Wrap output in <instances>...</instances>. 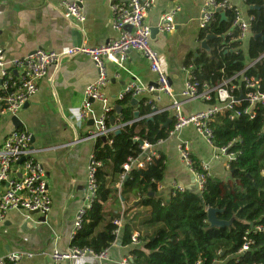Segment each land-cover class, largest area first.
Listing matches in <instances>:
<instances>
[{"label": "crops", "instance_id": "crops-1", "mask_svg": "<svg viewBox=\"0 0 264 264\" xmlns=\"http://www.w3.org/2000/svg\"><path fill=\"white\" fill-rule=\"evenodd\" d=\"M61 1L63 0H0V59L8 63L24 58L35 50L60 52L70 47L100 46L113 39L107 0H80L79 7L84 16L82 22L63 18L58 6ZM203 1L156 0L144 18V23L156 30L150 34L149 42L158 54L160 66L167 75L176 98H179L186 82L183 70L186 57L202 50L198 17ZM229 1L245 16H249L248 7L241 0ZM174 7L180 8L174 17V31H159L157 25L162 15ZM251 36L249 30L248 38L244 41L245 49ZM104 64L107 82L102 94L107 102L103 104L90 100V109L85 118L79 117L84 90L95 81L97 70L93 62L84 55L63 58L48 67L46 75L38 82L37 92L19 113L0 118V145L8 134L17 129H24L31 135L30 146L45 173L47 192L51 199V209L45 216L28 215L20 210H10L7 213L0 223V258L17 251L34 254L43 252V255L23 259L20 264H48V253L53 249L64 250L71 247L70 233L74 217L85 196L87 166L92 156L94 159L96 139L87 138V132L105 114L107 106L109 110L106 114L114 111L110 126H107L109 128L127 124L120 120L121 110L127 106L132 107V116L136 111L139 120L143 118L138 109L139 98L136 99L135 106L130 104L134 98H130L128 105L120 106L116 97L134 79L144 87L155 84V76L150 72L146 59L131 51L127 54L123 67L109 61H104ZM148 98L152 99L154 109L159 113H169V125H172V100L160 94ZM116 106L120 107V112L115 110ZM206 108V103L201 100L181 104L184 115ZM132 121L133 117L129 123ZM182 142L189 146L194 162H208L210 177L228 180L227 161L222 157L215 158V148L197 135L193 127L188 126L178 135L152 144L153 150L163 157L165 165L164 177L157 185L155 195L152 193L153 196L167 200L174 189H195L192 174L177 154V148ZM19 169V165L14 166L16 172ZM137 205L138 200L131 194L126 201L116 195L106 203L105 214L122 216L126 213L130 216L138 211ZM133 248L135 247L131 243L123 246L114 242L105 249L103 260L86 256L62 264H130V251Z\"/></svg>", "mask_w": 264, "mask_h": 264}, {"label": "trees", "instance_id": "trees-1", "mask_svg": "<svg viewBox=\"0 0 264 264\" xmlns=\"http://www.w3.org/2000/svg\"><path fill=\"white\" fill-rule=\"evenodd\" d=\"M241 1L246 7L260 8L258 16L254 10L247 11L253 20L246 49L235 40L236 30L227 34L235 18L234 12L227 10L223 21L216 14L211 24L200 31V40L211 37L206 42L208 49H199L196 55L186 57L183 68L191 67L189 80L199 93L242 71L243 76L256 78L260 84L264 82V58L249 67L264 54V0ZM255 34L259 36L253 38ZM231 83L239 86L242 82L236 78ZM232 93L235 97L244 94L242 88ZM139 100L141 120L129 123L132 107L127 106L121 110V122L127 124L119 133L95 140L94 161L98 163L95 197L84 216L81 231L70 242L71 247L101 253L116 242L113 221L121 218L118 243L128 246L131 236L137 233L141 244L130 251V264H264V107H257L251 120L240 116L230 121L229 115L245 106L241 100L231 111L217 114L208 124L212 146L222 148L230 144L228 151L235 155L228 166V180L208 177L201 192L174 189L164 200L149 196V193L155 195L164 177L161 155L143 169H131L126 174L123 170L129 158L139 155V142L155 144L165 140L171 128V125L162 127L169 118L168 112L144 118L152 113L154 102L147 96ZM129 101L130 96H126L118 105H128ZM205 103L215 105V94L211 93ZM113 113L112 110L106 114V126H110ZM194 167L197 168L196 162ZM129 194L138 200V211L130 216L105 214L106 203L111 198L119 195L126 201ZM211 208L218 209L217 218L229 225L210 227L206 211ZM256 227H261V231H256ZM248 240V250L240 252Z\"/></svg>", "mask_w": 264, "mask_h": 264}, {"label": "built area", "instance_id": "built-area-1", "mask_svg": "<svg viewBox=\"0 0 264 264\" xmlns=\"http://www.w3.org/2000/svg\"><path fill=\"white\" fill-rule=\"evenodd\" d=\"M111 16V28L114 37L110 41L100 46H78L70 47L60 52L35 50L33 53L21 59H15L6 63L0 59V118L4 116H16L37 92L38 82L44 78L48 67L57 64L63 58H72L76 55H84L89 58L96 70L97 77L93 83L84 90V101L79 111L80 119L87 116L90 109V100L98 101L103 104L107 102L102 94L103 87L107 82L106 68L104 61H109L123 67V63L129 52L134 51L146 59L150 72L155 76V84L144 87L137 79L132 80L118 95L117 100L121 101L124 97L141 98L142 96L164 95L172 100L173 122L168 131L167 138L178 135L185 127L191 126L195 129L197 135L202 137L205 142L212 146V132L208 124L213 118L226 111H231L235 104L244 101L245 106L242 109L234 110L229 115V120L245 116L248 119L255 117L257 107H264V82L260 84L256 78H247L243 76V71L233 76L231 79L223 80L217 87L206 89L199 93L194 84L190 82L189 71L183 69L186 74V82L183 90L179 93V98L173 92L168 77L160 66L158 54L154 51L149 42L150 26L144 23V18L148 11L154 6L156 0H107ZM80 0L61 1L58 6L62 17L66 20H75L82 22L84 16L80 9ZM232 10L235 18L231 29L237 31L236 41L241 44L247 40L250 30V24L253 16H245L242 11L232 4L229 0H204L198 17V27L200 30L206 29L214 20L216 14L225 13ZM180 11L179 7H174L163 14L157 29L162 32H172L175 29L174 17ZM225 16V15H224ZM130 26V31L125 26ZM204 42L205 40H200ZM1 56V51H0ZM264 58L262 54L256 62ZM238 78L242 82L239 86L232 85L231 81ZM243 90L239 97L233 96V90ZM263 88V90H261ZM214 93L216 104L207 106L206 109L199 112L184 115L181 111V104L191 100H201L204 103L210 99V94ZM240 98V99H239ZM105 108V114L108 111ZM159 113L153 108L148 117H153ZM103 114L96 122L93 129L87 132V138H104L110 133H115L122 126L109 128L106 126V115ZM264 118V117H263ZM264 128V122H263ZM31 135L24 129H17L8 134L0 145V223L5 219L10 210H20L26 213L37 211L45 216L51 209V199L47 192L45 173L42 166L34 157V152L30 146ZM152 144L142 141L139 146L141 154L135 158H129L123 165V170L128 173L131 169H143L159 157L157 151L153 150ZM230 144L226 147L215 148V158L222 157L229 163L235 159V155L229 153ZM177 154L185 168L192 174L195 189L201 192L204 189L206 178L210 177V166L208 162L198 161L197 168L191 158L190 148L186 143H181L177 148ZM19 165L18 172L14 166ZM98 163L94 161L93 156L87 166L86 189L82 205L76 211L73 228L70 233V239L75 238L81 231L83 219L86 212L90 209L91 203L95 197L96 182L95 172ZM123 178V177H122ZM178 191L183 189L178 188ZM113 234L116 241L121 233L122 220L113 221ZM256 231H261V227H256ZM131 245L139 247L138 234L131 236ZM249 240L246 241L240 249V252L248 250ZM105 250L95 254L88 249H78L69 247L64 250L53 249L48 253L50 261L48 264H62L68 260H74L90 256L96 260L105 259ZM43 252L34 254L32 252L17 251L9 253L0 258V264H20L23 259H30L35 255H43ZM126 260H124V263ZM200 264V262L196 263Z\"/></svg>", "mask_w": 264, "mask_h": 264}, {"label": "water", "instance_id": "water-1", "mask_svg": "<svg viewBox=\"0 0 264 264\" xmlns=\"http://www.w3.org/2000/svg\"><path fill=\"white\" fill-rule=\"evenodd\" d=\"M248 10H254V11H257V16L259 15V7L258 6H249L248 8H247ZM220 15V19L223 21L224 19H225V16H224V14L223 13H220L219 14ZM125 29L127 30V31H130V26H128V25H126L125 26ZM154 31H156L155 29H150V34L152 33V32H154ZM75 35V34H74ZM77 36V35H76ZM259 36V34H255V35H253V38H256V37H258ZM209 39H211V37L210 36H208L206 39H205V41L204 42H202V44H201V47H202V49H204V50H207L208 48H207V44H206V42L209 40ZM33 53V52H32ZM240 99V98H239ZM132 106H135L136 104H137V100L136 99H132L131 100V103H130ZM115 110L117 111V112H120V107L119 106H116L115 107ZM133 121H132V123L133 122H136V121H139V114H138V112H133ZM120 120H122V117L120 118ZM171 123V119H168L166 122H165V124L162 126L163 128H167L168 127V125ZM119 133V131H117L116 132V134H118ZM139 144L141 145L142 144V142H139ZM127 179V176H125L124 177V180H126ZM149 195L150 196H153V194L152 193H149ZM122 199V198H121ZM220 211L218 210V209H213V208H211V209H207V211H206V217H207V222H208V224H209V226L210 227H226V226H228L229 225V223L228 222H225V221H222V220H219L218 218H217V214L219 213ZM34 214H38V212L37 211H33V212H29L28 213V215H34Z\"/></svg>", "mask_w": 264, "mask_h": 264}, {"label": "rangeland", "instance_id": "rangeland-1", "mask_svg": "<svg viewBox=\"0 0 264 264\" xmlns=\"http://www.w3.org/2000/svg\"><path fill=\"white\" fill-rule=\"evenodd\" d=\"M245 43H246V42H244V43H243V45L241 46L243 50L245 49V46H244V45H245Z\"/></svg>", "mask_w": 264, "mask_h": 264}, {"label": "bare ground", "instance_id": "bare-ground-1", "mask_svg": "<svg viewBox=\"0 0 264 264\" xmlns=\"http://www.w3.org/2000/svg\"><path fill=\"white\" fill-rule=\"evenodd\" d=\"M113 114H114V113H113ZM118 131H120V130H118ZM139 145H140V144H139ZM139 154H141V150H140V153H139ZM28 213H29V212H28ZM28 213H27V214H28ZM38 214H39V213H38ZM120 219H121V218H120ZM116 242H118V241H116Z\"/></svg>", "mask_w": 264, "mask_h": 264}]
</instances>
